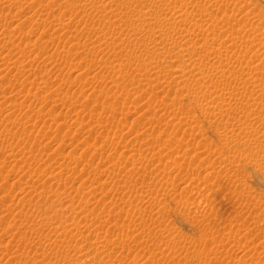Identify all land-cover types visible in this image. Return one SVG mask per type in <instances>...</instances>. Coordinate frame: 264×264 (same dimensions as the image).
Segmentation results:
<instances>
[{"label":"rangeland","instance_id":"1","mask_svg":"<svg viewBox=\"0 0 264 264\" xmlns=\"http://www.w3.org/2000/svg\"><path fill=\"white\" fill-rule=\"evenodd\" d=\"M263 92L264 0H0V264H264Z\"/></svg>","mask_w":264,"mask_h":264},{"label":"bare ground","instance_id":"2","mask_svg":"<svg viewBox=\"0 0 264 264\" xmlns=\"http://www.w3.org/2000/svg\"><path fill=\"white\" fill-rule=\"evenodd\" d=\"M106 1H107V0H106ZM110 1H111V3H112V0H110ZM113 1H114V0H113ZM132 1H133V0H132ZM160 1H162V0H160ZM170 1H171V0H170ZM217 1H218V0H217ZM219 1H220V0H219ZM2 2H3V1H2ZM85 2H86V1H85ZM108 2H109V1H108ZM122 2H123V1H122ZM19 3H20V2H19ZM159 3H160V2H159ZM92 4H93V3H92ZM122 4H123V3H122ZM132 4H133V3H132ZM170 4H171V3H170ZM176 4H177V3H176ZM130 5H131V4H130ZM168 5H169V4H168ZM92 6H94V5H92ZM107 6H108V5H107ZM110 6H111V5H110ZM124 6H125V5H124ZM182 6H183V5H182ZM182 6H181V7H178V8H177V11H176L175 9H174L175 11H173V12H175V14H174L175 16H174V17L177 19V21H178L179 23H180L181 20H183V18L186 20V17L189 16V12H188L187 10H185L186 8L183 9ZM115 7H116V6H115ZM172 7H173V6H172ZM130 8H131V7H130ZM173 8H174V7H173ZM91 9H93V8H91ZM116 9H117V8H116ZM75 10H76V9H75ZM102 11H103V10H102ZM102 11H101V12H102ZM109 11H111V10H109ZM145 12H146V11H145ZM192 12H193V11H192ZM112 13H113V12H112ZM171 13H172V12H171ZM190 13H191V12H190ZM118 14H120V13H118ZM145 14H146V13H145ZM172 14H173V13H172ZM193 14H194V13H193ZM71 15H72V14H71ZM114 15H115V13H114ZM142 15H143V14H142ZM146 15H147V14H146ZM146 15H145V16H146ZM149 15H150V13H149ZM119 16H120V15H119ZM160 16H161V15H160ZM190 16H191V15H190ZM106 17H107V16H106ZM115 17H116V16H115ZM117 17H118V16H117ZM117 17H116V18H117ZM149 17H150V16H149ZM153 17H154V16H153ZM170 17H171V15H170ZM174 17H173V18H174ZM122 18H124V17L122 16ZM142 18H143V17H142ZM159 18H160V17H159ZM163 18H164V17H163ZM166 18H167V17H166ZM173 18H172V19H173ZM175 18H174V19H175ZM189 18H190V17H189ZM119 19H121V16H120ZM174 19H173V21L176 20V19H175V20H174ZM116 20H117V19H116ZM159 20H160V19H159ZM162 20H163V19H162ZM166 20H168V19H165L164 21H166ZM187 20H188V18H187ZM187 20H186V21H187ZM205 20H206V19H205ZM57 21H58V20H57ZM121 21H122V20H121ZM148 21H149V20H148ZM150 21H151V20H150ZM156 21H157V19H156ZM177 21H175V22H177ZM183 21H184V20H183ZM188 21H189V20H188ZM190 21H191V20H190ZM118 22H119V21H118ZM128 22H129V21H128ZM169 22H170V21H169ZM113 23H114V22H113ZM141 23H142V22H141ZM172 23H173V22H172ZM182 23H183V22H181V24H182ZM184 23H185V22H184ZM184 23H183V24H184ZM191 23H192V22H191ZM193 23H194V22H193ZM131 24H132V23H131ZM173 24H174V23H173ZM63 25H64V24H63ZM134 25H135V24H134ZM146 25H147V24H146ZM169 25H170V24H169ZM169 25H168V26H169ZM176 25H177V23H176ZM176 25H175V26H176ZM191 25H192V24H191ZM137 26H138V25H137ZM63 27H64V26H63ZM171 27H172V26H171ZM179 27H180V25H179ZM179 27H178V29H179ZM188 27H189V28L191 27V28L189 29ZM188 27H187L188 30L185 31V32L187 33V35H188L189 33H192L193 36H194V35H197V33L194 34V32H204V33H205V36L207 37V39H208V36H209V37L211 36V38L213 37V36H212V31H213V30L211 31V30H208V29L206 30V29H205V30H206V31H205L204 29L201 28L202 26H200V24H196V23H194L192 26H188ZM61 28H62V27H61ZM168 28L170 29V27H168ZM184 28H185V27H184ZM205 28H206V27H205ZM213 28H214V27H213ZM57 29H58V28H57ZM133 29H134V28H133ZM133 29H132V30H133ZM139 29H140V28H139ZM139 29H138V30H139ZM153 29H154V27H153ZM174 29H175V28H174ZM185 29H186V28H185ZM160 30H161V29H160ZM162 30H163V29H162ZM181 30H182V29H181ZM152 31H153V30H152ZM152 31H150V32L152 33ZM154 31H155V30H154ZM176 31H177V30H176ZM183 31H184V30H183ZM183 31H182V32H183ZM137 32H138V31H137ZM147 32H148V31H147ZM157 32H158V30H157ZM166 32H167V31H166ZM177 32H179L178 35H180V38H182V40H181V39H180V40L183 41V39L186 37V34H182L179 30H178ZM174 33H175V32H174ZM183 33H184V32H183ZM204 33H203V34H204ZM11 34H12V33H11ZM157 34H158V33H157ZM192 34H190L191 37H192ZM201 34H202V33H201ZM3 35H4V34H3ZM152 35H154V34H152ZM170 35H171V34H170ZM198 35H199V34H198ZM214 35H215V34H214ZM1 37H2V36H1ZM12 37H13V36H12ZM13 38H14V37H13ZM153 38H154V37H153ZM192 38H193V37H192ZM200 38H201V37H200ZM214 38H215V37H214ZM230 38H231V37H230ZM130 39H131V38H130ZM187 39H188V37L186 38V41H183V42H185V43H184V46H183V47H185V48L188 46V44L186 43V42H188ZM189 39H191V38L189 37ZM202 39H203V38H202ZM209 39H210V38H209ZM209 39H208V40H209ZM216 39H217V38H215V40H216ZM218 39H219V38H218ZM228 39H229V38H228ZM149 40H150V39H149ZM154 40H156V39H154ZM163 40H164V39H163ZM169 40H170V39H169ZM194 40H195V42H196V39H194ZM221 40H222V39H221ZM230 40H231V43H232V40H233V39H230ZM171 41H172V40H171ZM175 41H176V39H175ZM192 41H193V39H192ZM203 41H204V40H203ZM205 41H206V40H205ZM212 41H213V39H212ZM212 41H211V42H212ZM228 41H229V40H228ZM3 42H4V41H3ZM102 42H103V41H102ZM110 42H111V41H110ZM189 42H190V41H189ZM206 42H207V41H206ZM206 42H204L203 44L201 43L202 45L200 44V45H201L200 47H203V48L205 47L204 49H206V48H207V46H205V45H206V44H205ZM211 42L208 41V43H211ZM214 42H215V41H214ZM221 42H222V41H220L219 43H221ZM233 42H234V41H233ZM100 43H101V42H100ZM107 43H108V42H107ZM111 43H112V42H111ZM193 43H194V42H193ZM216 43H217V42H216ZM216 43H215V44H216ZM223 43H224V42H223ZM223 43H222V45H224ZM226 43L228 44V42H226ZM226 43H225V44H226ZM231 43L228 44V45L231 46ZM173 44H174V43H173ZM178 44H179V43H178ZM182 44H183V43H182ZM185 44H187V45L185 46ZM194 44H195V43H194ZM213 44H214V43H213ZM94 45H95V44H94ZM120 45H121V44H120ZM180 45H181V44H180ZM180 45H179V46H180ZM203 45H204V46H203ZM210 45L212 46V43H211ZM219 45H220V44H219ZM219 45H218V46H219ZM222 45H220V46H222ZM116 46H117V45H116ZM176 46H177V45H175V47H176ZM189 46L191 47V44H190ZM194 46H195V45H194ZM211 46H209V47H211ZM213 46H214V45H213ZM218 46H217V47H218ZM226 46H227V45H226ZM104 47H105V46H104ZM104 47H103V48H104ZM114 47H115V46H114ZM173 47H174V46H173ZM192 47H193V46H192ZM197 47L200 48L199 46H197ZM197 47L195 46V48H197ZM227 47H228V46H227ZM106 48H107V47H106ZM176 48H178V47H176ZM185 48H184V50L187 51V49H188L189 47H188L187 49H185ZM203 48H202V49H203ZM212 48L215 49L214 47H212ZM192 49H194V48H192ZM207 49H208V48H207ZM210 49H211V48H210ZM216 49H217V48H216ZM227 49H228V48H227ZM167 50H168V49H167ZM177 50H178V49H177ZM179 50H182V48H179ZM179 50H178L177 52H178V54H181V52H183V51L179 52ZM189 50H190V52L192 51L190 48H189ZM197 50H198V49H197ZM208 50H209V49H208ZM208 50H207V51H208ZM169 51H170V50H169ZM169 51H168V52H169ZM171 51H172V50H171ZM173 51L175 52L176 49L173 50ZM173 51H172V52H173ZM193 51H194V50H193ZM193 51H192V52H193ZM199 51H201V50H199ZM210 51L212 52V49H211ZM210 51H209V52H210ZM172 52H170V55L172 54ZM174 52H173V53H174ZM187 52H188V51H187ZM187 52H185V54H186ZM195 52L198 53V51H195ZM195 52H193V53L195 54ZM209 52H208V53H209ZM211 52H210V53H211ZM215 52H216V51H215ZM215 52H214V53H215ZM218 52H219V51H218ZM183 53H184V52H183ZM175 54H176V53H175ZM175 54H173V55L175 56ZM185 54H184V55H185ZM202 54H203V53H202ZM173 55H172V56H173ZM181 55L183 56V54H181ZM195 55H196V54H195ZM203 55H204V54H203ZM192 56H193V54H192ZM205 56H207V57L209 56V54L207 55V52H206V51H205ZM233 56H234V55H233ZM169 57H170V56H169ZM171 58H172V57H171ZM183 58H184V56H183ZM160 59H161V58H160ZM179 59H180V58H179ZM179 59H178V60H179ZM185 59H186V58H185ZM236 59H237V58H236ZM171 60H172V59H171ZM174 60H175V59H174ZM174 60H173V61H174ZM178 60H175V61L178 62ZM187 60H188V59H187ZM187 60H186V61H187ZM247 60H248V59H247ZM163 61H164V60H163ZM180 61L183 62V60H180ZM186 61L184 60V62H186ZM187 62H188V61H187ZM157 63H158V62H157ZM180 63H181V62H180ZM189 63H190V62H189ZM195 63L197 64L198 62H195ZM224 63H225V62H224ZM182 64H183V63H181L180 65L182 66ZM187 64H188V63H187ZM191 64H192V63H191ZM199 64H200V62H199ZM173 65H174V62H173ZM175 65H177V63H176ZM180 65H179V66H180ZM183 65H184V64H183ZM185 65H186V64H185ZM197 65H198V64H197ZM181 66H180V67H181ZM188 66H190V65H188ZM199 66H201V64H200ZM12 67H13V66H12ZM174 67H175V66H174ZM180 67H179V68H180ZM184 67H185V66H184ZM196 67L198 68V66H196ZM196 67H194V68L191 67V68H189L188 70H186V72H185V71H181V69H179L178 67H177V68L175 67V69H176V70L179 69V71H181V73H180V72H176L175 76H173V75H172V76L174 77V79H175V78L177 79V77H178V79H180V78L186 76L185 73H188V72H192V73H194V72L198 71V70H196V69H197ZM203 67H205V66H203ZM9 68H10V67H9ZM181 68H183V67H181ZM186 68H187V67H185V69H186ZM195 68H196V69H195ZM199 68H200V67H199ZM208 68H209V67H208ZM214 68H215V67H214ZM240 68H241V67H240ZM3 69H4V68H3ZM25 69H26V67H25ZM168 69H172V68H168ZM200 69H202V68H200ZM209 69H210V68H209ZM219 69H220V68H219ZM248 69H250V68H248ZM166 70H167V69H166ZM172 70H173V69H172ZM172 70H170V71H171V74L174 73ZM183 70H184V69H183ZM222 70H223V69H222ZM177 71H178V70H177ZM200 71H202V70H200ZM200 71H199V72H200ZM216 71H217V70H216ZM254 71H255V70H254ZM168 72H169V71H167L166 74H168ZM202 72H203V71H202ZM204 72H205V71H204ZM204 72H203V73H204ZM209 72H210V71H209ZM217 72H218V71H217ZM237 72H238V71H237ZM156 73H157V72H156ZM177 73H179V74H177ZM192 73H191V74H192ZM196 73H197V72H196ZM200 73H201V72H200ZM203 73H202V74H203ZM221 73H222V72H221ZM169 74H170V73H169ZM198 74H199V73H198ZM198 74L196 75V74L194 73L195 76H199ZM202 74H201V75H202ZM231 74H232V73H231ZM258 74H259V72H258ZM156 75H157V74H156ZM189 75H190V73H189ZM189 75H188V76H189ZM192 75H193V74H192ZM204 75H206V73H205ZM176 76H177V77H176ZM195 76H194V77H195ZM209 76H210V75H209ZM235 76H236V75H235ZM155 77H156V76H155ZM173 77H172V78H173ZM188 78H189V77H188ZM195 78H196V77H195ZM253 78H254V77H253ZM256 78H257V77H256ZM256 78H255V79H256ZM174 79H172V80H174ZM190 79H191V78H190ZM157 80H159V79H157ZM193 80H195V79H193ZM205 80H206V79H205ZM257 80H258V79H257ZM177 81H179V80H177ZM180 81H181V79H180ZM185 81H186V80H185ZM195 81H197V80H195ZM215 81H216V80H215ZM218 81H219V80H218ZM173 82H174V81H173ZM183 82H184V80H183ZM198 82H199V81H198ZM249 82H250V81H249ZM176 83H177V82L175 81L174 85H176ZM196 83H197V82H196ZM241 83H242V82H241ZM259 83H260V82H259ZM180 84H181V83H180ZM185 84H186V83H185ZM250 84H251V83H250ZM260 84H261V83H260ZM260 84H259V85H260ZM172 85H173V84H172ZM214 85H215V84H214ZM251 85H252V84H251ZM176 86H177V85H176ZM183 86H185L184 83H183ZM212 86H213V85H212ZM210 87H211V86H210ZM243 87H244V86H243ZM260 87H261V86H260ZM185 88H186V86H185ZM236 88H237V87H236ZM262 88H263V87H262ZM246 89H247V88H246ZM182 90H183V89H182ZM207 90H208V89H207ZM258 90H259V89H258ZM185 92H186V91H185ZM215 92H216V91H215ZM236 92H237V91H236ZM254 92H255V91H254ZM209 93H210V92H209ZM263 93H264V92H263ZM233 94H234V93H233ZM250 94H251V93H250ZM235 95H236V94H235ZM252 96H253V95H252ZM219 97H220V96H219ZM235 98H236V97H235ZM238 100H239V99H238ZM211 102H212V101H211ZM262 103H263V102H262ZM221 104H222V103H221ZM225 105H226V104H225ZM215 106H216V105H215ZM219 107H223V106L220 105ZM220 109H221V108H220ZM255 109H256V108H255ZM222 110H223V109H222ZM224 110H225V109H224ZM252 110H253V109H252ZM225 111H226V110H225ZM213 112H214V111H213ZM227 112H228V110H227ZM253 112H254V111H253ZM216 113H217V112H216ZM219 113H220V112H219ZM222 113H223V112H222ZM260 113H261V112H260ZM214 114H215V113H214ZM250 115H251V114H250ZM251 121H252V120H251ZM229 131H230V130H229ZM244 132H246V131H244ZM247 132H248V131H247ZM249 134H250V132H249ZM233 135H234V134H233ZM231 136H232V135H231ZM240 136H241V135H240ZM227 137L229 138V134H228ZM237 137H238V136H237ZM237 137H236V138H237ZM241 137H242V136H241ZM232 138H233V137H232ZM240 139H241V138H240ZM228 140H229V139H228ZM235 140H236V139H235ZM235 142H236V141H235ZM243 142H244V140H243ZM262 144H263V143H262ZM248 145H249V144H248ZM77 157H78V156H77ZM58 175H59V173H58ZM61 175H62V174H61ZM61 179H62V178H61ZM28 194H29V193H28ZM56 238H57V237H56Z\"/></svg>","mask_w":264,"mask_h":264}]
</instances>
